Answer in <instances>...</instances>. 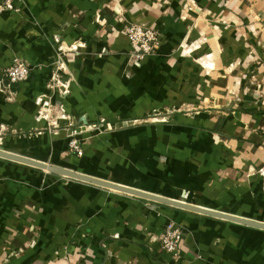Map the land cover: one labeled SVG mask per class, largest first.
I'll list each match as a JSON object with an SVG mask.
<instances>
[{"label": "crops", "instance_id": "0c3cea01", "mask_svg": "<svg viewBox=\"0 0 264 264\" xmlns=\"http://www.w3.org/2000/svg\"><path fill=\"white\" fill-rule=\"evenodd\" d=\"M17 6L0 15V82L13 56L33 71L0 91L3 149L264 222V0ZM132 24L162 36L136 62ZM55 72L64 95L48 90ZM42 94L53 108L38 120ZM64 177L0 157V264H264V229ZM166 219L183 233L174 256Z\"/></svg>", "mask_w": 264, "mask_h": 264}, {"label": "built area", "instance_id": "2783aa9c", "mask_svg": "<svg viewBox=\"0 0 264 264\" xmlns=\"http://www.w3.org/2000/svg\"><path fill=\"white\" fill-rule=\"evenodd\" d=\"M20 0H0V15L3 12H17V3ZM125 33L129 41V46L131 48L130 54L134 59V62L143 60L145 57L151 55L156 51L158 45L162 42L161 34L151 28L140 24H132L125 28ZM105 49H102V53ZM61 66V65H60ZM59 69V68H56ZM63 69V67H62ZM33 71V67L19 55L13 56L11 58L10 64L3 69V74L6 81L0 82V91L8 93L11 98V85L17 82H23L27 80ZM52 84L48 83V90L54 87L61 94H66L69 91L68 82L61 80V73L55 72L52 75ZM36 105L38 107L36 118L38 120L50 117L51 109L53 104L51 102V97L49 94H42L36 98ZM54 117L67 118V114L62 106L59 108V113ZM56 122V121H55ZM262 135L264 136V126L261 129ZM3 143L2 136L0 135V145ZM68 150L74 153L77 157H82L83 148L81 141L73 137L68 141ZM262 175L264 179V168H259L257 171ZM183 239V233L180 226L173 219H166L163 221L162 230L158 236V240L161 249L173 256L179 253L180 246Z\"/></svg>", "mask_w": 264, "mask_h": 264}, {"label": "water", "instance_id": "95a60500", "mask_svg": "<svg viewBox=\"0 0 264 264\" xmlns=\"http://www.w3.org/2000/svg\"><path fill=\"white\" fill-rule=\"evenodd\" d=\"M0 157L15 161V162L35 166L38 168H43V169L49 170L50 172H53V173H56V174H59V175H62V176L68 177V178H72V179L96 184L99 186L114 189V190H117L120 192H125V193L135 195V196H140V197L147 198L150 200H155V201L162 202L165 204H169L172 206H176V207H180V208H184L187 210L200 212V213H204V214H209V215L217 216L220 218H224L226 220L235 221V222H238L241 224H245V225L264 229V222H261L258 220H254V219H250V218H246V217H241V216H237V215H233V214H228L225 212L209 210L207 208L195 206L193 204L186 203V202L180 201V200L164 198V197H161V196H158L155 194H151L148 192L138 190V189L133 188V187H128V186L121 185L118 183H114L111 181L95 178V177H92V176H89V175H86V174H83V173H80V172H77V171H74L71 169L62 168V167L54 165V164H47L45 162H40V161L34 160L30 157L23 156V155L16 154L14 152L5 150L3 148H0Z\"/></svg>", "mask_w": 264, "mask_h": 264}, {"label": "rangeland", "instance_id": "374dc122", "mask_svg": "<svg viewBox=\"0 0 264 264\" xmlns=\"http://www.w3.org/2000/svg\"><path fill=\"white\" fill-rule=\"evenodd\" d=\"M3 146H4V145H3V144H1V145H0V148H3ZM64 178H65V177H64ZM65 179H67V177H66ZM68 180H69V179H68Z\"/></svg>", "mask_w": 264, "mask_h": 264}]
</instances>
